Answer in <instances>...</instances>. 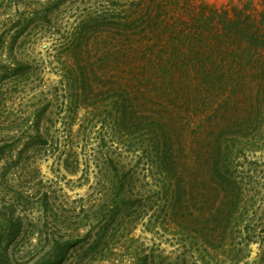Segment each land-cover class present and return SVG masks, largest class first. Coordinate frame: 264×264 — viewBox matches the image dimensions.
I'll list each match as a JSON object with an SVG mask.
<instances>
[{
	"label": "rangeland",
	"instance_id": "rangeland-1",
	"mask_svg": "<svg viewBox=\"0 0 264 264\" xmlns=\"http://www.w3.org/2000/svg\"><path fill=\"white\" fill-rule=\"evenodd\" d=\"M263 17L264 0H0L1 264H264Z\"/></svg>",
	"mask_w": 264,
	"mask_h": 264
},
{
	"label": "trees",
	"instance_id": "trees-1",
	"mask_svg": "<svg viewBox=\"0 0 264 264\" xmlns=\"http://www.w3.org/2000/svg\"><path fill=\"white\" fill-rule=\"evenodd\" d=\"M264 18V17H263ZM264 23V20H263ZM261 45H264V34L261 35ZM264 49V48H263ZM262 75L264 77V66L262 69ZM163 115L160 113H157L154 115V119L157 121L163 120ZM224 117H226L225 114H223ZM162 125V124H161ZM162 129V127H161ZM163 136H162V134ZM160 135L157 138L156 141V149L158 150V156L161 159V162L163 165V172H164V179H167V183L169 184V189L172 192H178L181 191L180 186V178L184 175V164L182 161V158L179 155V151L175 147H172L169 143L168 137L161 131ZM79 241L78 238H76L74 241L72 240H65L63 242L58 241V243H64L66 247H72ZM1 264V262H0Z\"/></svg>",
	"mask_w": 264,
	"mask_h": 264
}]
</instances>
